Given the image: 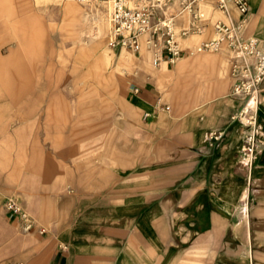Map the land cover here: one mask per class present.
I'll return each mask as SVG.
<instances>
[{
	"label": "rangeland",
	"instance_id": "obj_1",
	"mask_svg": "<svg viewBox=\"0 0 264 264\" xmlns=\"http://www.w3.org/2000/svg\"><path fill=\"white\" fill-rule=\"evenodd\" d=\"M62 4L0 0V264H57L59 252L67 249L66 255L70 254L72 233L79 223L90 240L100 232L109 234L124 213L119 197L135 190L145 192L154 181L159 182L160 200L175 193L180 201L174 226L176 264H250L251 257V264H264V175L257 177V170L264 168L262 154L254 164L247 204L244 185V190L238 188L243 201L212 207L221 220H215L218 215L215 221L209 220L210 215L203 222L182 220L190 195L198 193L184 188L198 176L187 171L189 167L185 172L174 165L183 162L188 150H174L171 139L183 133V118L199 103L182 101L179 95L186 80L214 83L213 75L196 72V79L189 70L201 55L225 60L218 73L222 80L217 82L222 92L203 96L229 94L233 83L227 50L156 69L147 53L139 58L108 48L104 4L95 0H62ZM203 10L212 21L230 22L211 3ZM29 18L31 25H26ZM24 36L30 39L25 41ZM210 37L211 27L190 41L198 44ZM88 64L91 86L67 101L76 104V109L63 112L68 120L26 119L27 107H42L40 101L29 99V86L38 87V81L47 78L52 87L43 89L45 97L58 96L72 89L69 84L62 87L59 80L72 76L74 69L81 73ZM263 85L264 81L260 87L264 100ZM129 87L148 94L152 115L129 101ZM219 102L225 105L230 99ZM53 107L62 111L61 105ZM258 129L259 124L256 135L264 152ZM193 154L203 155L201 151ZM246 167L240 158L234 176L246 181ZM9 198L25 208L34 225L32 232L9 217L4 208ZM192 209L200 212L198 206ZM87 246L93 248L95 243L83 247ZM98 246L110 248L102 242Z\"/></svg>",
	"mask_w": 264,
	"mask_h": 264
},
{
	"label": "crops",
	"instance_id": "obj_2",
	"mask_svg": "<svg viewBox=\"0 0 264 264\" xmlns=\"http://www.w3.org/2000/svg\"><path fill=\"white\" fill-rule=\"evenodd\" d=\"M61 1L49 0V2L63 7ZM232 15L233 21H239L240 17L235 10L232 11ZM246 20L248 36L259 37L264 40V0H251V10ZM30 23L31 19L29 18L26 20V25ZM29 39L24 36L23 40ZM190 45L195 46L197 42L190 41ZM222 63L225 64L224 59L204 55L192 61L189 70L193 77H195L194 73L196 72L211 74L213 75L214 83L205 82L200 84L201 82L198 79L200 83L195 84L186 80L184 90L179 95L182 101L199 103V108L193 110H199L197 114H193V111H191L183 118L181 124L183 133L174 135L171 139L174 150L175 148L188 150L184 152L183 162L174 163V165L182 166L185 172L187 167H189L191 169L187 171H192L198 176L196 181H193L189 187L184 188L191 191L197 190L198 193L195 195L191 194L189 205H186L188 202L185 204L186 208L184 213H182L183 221L203 222L208 220L206 215H210L209 220H221L220 214L218 215L214 212L212 207L233 205L238 201H243L239 198L238 188L241 187L244 190V185L245 203L247 204L249 200V189L251 187L249 178L246 177L245 181L234 176V170L239 163V159L241 158L243 162L246 161L244 156L240 157V155H243L242 138L246 127L231 122V117L241 109L242 103L229 96L233 87L226 96L216 95L211 99H206L203 96L204 94L222 92V85L220 86L217 83L222 80L218 75ZM77 72L74 69L72 76L65 80L62 78L59 80L62 87L69 84L72 89L71 91L60 92L58 96L53 94L45 97L43 89L52 87L51 81L47 78L46 80L38 81V87L35 85L29 86L31 89L28 90L30 92L29 99L40 101L42 107L39 110L33 106L27 107L26 119L68 120V116L63 115V112L66 114L70 108L76 109V104L72 106L67 101L85 94V91L91 86L89 81L91 68L89 64L84 71H81V73ZM22 85L26 89V81ZM138 89L141 90V93H135L134 87H129L127 98L137 108L142 111H150L147 114L152 115L153 111L148 102V94L144 90ZM205 99L206 102L202 103ZM222 99H230V102L223 105L219 102ZM57 104L61 105L62 111H54L53 106ZM263 128L264 100L262 99L258 129L259 138L262 141H264ZM214 130H224L226 135L221 142L209 147L207 135ZM196 151H201L203 155L194 156L193 153ZM260 154H262L260 160L263 163L264 152L260 150L258 155L260 156ZM173 172L175 173V170ZM263 175L264 168L257 170L258 178ZM158 190L159 182L154 181L150 183V187L148 186L145 192L135 190L134 192H126L124 197L120 196L119 206L120 209L124 208V213L118 216L119 224L112 226L110 233H107V235L104 232L98 233L94 241L90 240L89 236L84 237V227L79 223L72 233L73 239L70 254L66 255L67 249L59 252L57 254V264H176L174 256L176 230H174V226L179 216V213H176V205L179 206L180 201L176 200L175 193L168 194L165 200H160ZM177 197H179V194ZM184 197L186 198V195ZM259 204L262 203L260 202ZM192 206H198L200 212L197 213L196 209H192ZM215 215H218V218L215 219ZM247 232V237L250 241L252 237L251 230L248 229ZM93 242L95 247H83L85 244L90 245ZM100 242L103 245H109L110 248L99 249L98 244ZM160 254L162 255L161 259ZM249 263H253V257H251V262Z\"/></svg>",
	"mask_w": 264,
	"mask_h": 264
},
{
	"label": "built area",
	"instance_id": "obj_3",
	"mask_svg": "<svg viewBox=\"0 0 264 264\" xmlns=\"http://www.w3.org/2000/svg\"><path fill=\"white\" fill-rule=\"evenodd\" d=\"M95 1L107 7L108 48L139 58L147 53L156 69L175 66L181 60L198 54L227 50L233 83L229 96L242 103L241 109L231 117V122L250 129L243 139V155L251 182L254 164L261 150L256 134L262 106L260 87L264 81V40L246 34L251 0ZM209 3L230 22L212 21L203 10V6ZM233 10L238 13L239 21H233ZM210 27L212 37L195 46L190 45V40L205 35ZM134 92L139 93V89H134ZM225 135L224 130L210 131L208 146L221 142ZM4 208L9 217L23 225L27 232L33 231L31 218L19 201L6 199Z\"/></svg>",
	"mask_w": 264,
	"mask_h": 264
},
{
	"label": "bare ground",
	"instance_id": "obj_4",
	"mask_svg": "<svg viewBox=\"0 0 264 264\" xmlns=\"http://www.w3.org/2000/svg\"><path fill=\"white\" fill-rule=\"evenodd\" d=\"M249 131H250V129L246 127V131H245V133H244V136H245ZM244 136H243V137H244Z\"/></svg>",
	"mask_w": 264,
	"mask_h": 264
}]
</instances>
